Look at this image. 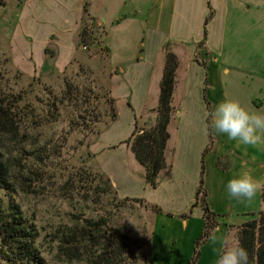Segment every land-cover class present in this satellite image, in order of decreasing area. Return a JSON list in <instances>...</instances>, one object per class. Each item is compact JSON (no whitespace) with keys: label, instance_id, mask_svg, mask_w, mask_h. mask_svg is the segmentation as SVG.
<instances>
[{"label":"crops","instance_id":"crops-1","mask_svg":"<svg viewBox=\"0 0 264 264\" xmlns=\"http://www.w3.org/2000/svg\"><path fill=\"white\" fill-rule=\"evenodd\" d=\"M86 1L94 4V10L90 11L105 26L102 16L114 0H23L11 41L13 47L23 56L32 57L39 67L50 60L57 68L64 69L78 49L76 37ZM208 2L124 0L120 4L123 10L117 7L127 15L142 14L147 22L143 44L147 48L146 56L122 67L115 66L119 71L111 76L116 106L118 100L124 98L129 107L126 126L120 120V112L111 123L116 131L126 130L122 136L133 132L137 120L143 126L155 122L156 112L144 113L143 110L156 53L170 45L179 48L188 58L185 67L182 65L183 89L178 101L185 108L181 117L176 111V119L171 118L177 132L175 137L170 133L166 150L170 166L161 172L159 185L153 187L147 182L145 172L132 168L130 155L133 152L127 144L116 150L106 148L104 152L105 160H110V168L114 171V174L108 172L119 197H141L162 208V211L150 208L153 212L152 261L155 264H188L195 253L196 239L204 229L201 205L195 206L189 217L183 215L189 213L195 202L203 153L210 143L205 93L213 112L215 106L227 98L223 73L228 74L233 69L264 76V39L261 37H264V0H210L214 16L207 26L206 43L199 45L210 10ZM107 36L106 32L105 42ZM49 46L55 48L56 56L49 58L46 53ZM212 133V147L205 155L208 202L213 211L221 214L218 235L226 234L236 245L230 225H241L264 211V202L262 191L251 203L230 199L226 184L240 171L264 181V145L245 146L229 140L226 134L213 130ZM223 155L229 156L226 168L218 164V158ZM219 247L207 239L196 264H215Z\"/></svg>","mask_w":264,"mask_h":264},{"label":"trees","instance_id":"trees-1","mask_svg":"<svg viewBox=\"0 0 264 264\" xmlns=\"http://www.w3.org/2000/svg\"><path fill=\"white\" fill-rule=\"evenodd\" d=\"M7 0H0L6 5ZM209 13L204 23L203 39L199 45L206 43L208 23L214 16L210 0ZM94 27V28H93ZM106 29L98 26L96 19L89 13V1L85 2L84 14L77 33V48L89 43L102 47ZM105 47V46H104ZM49 47L46 48V53ZM1 62V59H0ZM72 63V62H71ZM203 65H206L201 61ZM179 67L177 55L168 51L161 81L159 105L156 108V121L150 126H141L137 120L132 135L126 140L136 159L145 167V178L153 187L160 183L161 172L170 166L166 150L170 139L169 124L174 111L172 104L175 90L176 72ZM34 79V78H33ZM72 79V78H71ZM38 78L29 82L26 88L16 90L14 86L0 89V189L14 191L18 187L25 191L31 186L32 179L38 181L47 173H54L64 159L65 148L70 135L75 129L100 134L101 125H107L118 117L114 98L103 95L95 96L93 88L67 79L62 93L50 90L47 98L38 90ZM208 80L205 82V91ZM109 97V98H108ZM208 108V128L210 143L202 157L201 174L196 191L194 207L201 205L205 220L204 229L196 239L195 253L188 264H196L201 254V246L208 239L211 228L219 224L220 213L213 211L208 202L205 187V155L211 149L213 133L211 125V103L206 97ZM41 105H39V103ZM43 104V105H42ZM112 112L107 118V105ZM42 106V108H41ZM70 109V128L61 135L43 138L42 128L58 121L62 110ZM49 110V111H48ZM46 113V114H44ZM100 125V126H99ZM87 132V133H88ZM229 156L218 158V164L224 168ZM66 169V168H64ZM65 174L80 200L81 207L89 202L108 201L115 207H126L129 203L139 204L162 211L159 205L151 204L141 197H124L118 195L110 177L102 170L83 171L78 169ZM264 202V191H262ZM71 223L59 228L58 248L65 260L80 261L84 264H132L152 261V235L144 230L119 231L111 225L112 214L81 217L75 214ZM235 233L237 244L249 253L250 264H264V211H259L253 218L241 225H230ZM39 230L36 224L24 213L21 206L11 199L0 196V255L8 264H56L50 262L38 246Z\"/></svg>","mask_w":264,"mask_h":264},{"label":"rangeland","instance_id":"rangeland-1","mask_svg":"<svg viewBox=\"0 0 264 264\" xmlns=\"http://www.w3.org/2000/svg\"><path fill=\"white\" fill-rule=\"evenodd\" d=\"M143 1L147 2L148 0ZM22 2L23 0H7L6 5H0V89L6 86H14L16 90L26 88L29 82L38 78L37 82L39 84L36 83V86L39 85L38 90L41 88L42 96L47 98L48 95L45 96V94L49 93L50 90L62 93L66 87V81L69 79L91 86L95 96L108 95L114 98L111 76L113 72L119 71V68L115 66L122 67L127 62L136 61L146 56L147 48L143 44L145 43L147 22L143 17L144 15L132 16L119 12L118 9L123 10L124 6L120 7V4L124 3V0H114L110 3V6L108 5L110 7L108 12H105L102 16L105 19V26L100 19H97L91 13L90 10L95 8L94 4H89L90 15L96 19L98 26L106 29L108 34L106 42L104 40L102 42V47L89 43L86 47L78 48L71 60L72 63L70 62L64 69L57 68L55 62H50V60L45 61L43 67H39L32 57H28L29 55L23 56L13 47L11 42ZM118 12L119 14H117ZM101 13L103 12L101 11ZM261 37L264 39L263 36ZM168 51H172L177 55L180 65L176 72L172 101L173 106L177 104L174 106L172 114V117L174 116V119H176L175 112L178 111L180 113L179 117H181L185 108L181 101L179 103L178 101L182 97L183 89L184 78L182 76L184 70L182 65L184 64L185 67L188 58L182 54L179 48L170 45L157 52L153 58L143 112H156L159 105L161 81ZM56 54L55 48L49 46V52L47 53L49 58L56 56ZM223 79L226 88L225 94L228 99L240 102L250 112L264 114V76L231 69L228 74L223 73ZM38 103L41 105L40 102ZM137 104L135 101L134 105L138 109L139 104L138 106ZM114 105L116 106L115 98ZM106 107L108 109L106 112L107 118H110L112 113L110 105L108 104ZM116 110L118 117L119 112L121 113L120 120L126 126L129 107L124 98L118 100ZM69 119L70 109L62 110V115H60L58 121L47 124L42 128L45 133L42 139L53 135L57 137L68 130L70 128ZM111 123L113 121H110L107 125H99L102 127L100 134L78 128L73 130L68 146L65 148L64 159L67 161L63 160L62 163L58 164L61 168L59 171L47 173L38 181L34 179L28 181L31 182V186H26L25 191H22L20 187L14 191L0 189V196L19 204L23 213L36 224L39 230L38 246L43 255L52 263L84 264L80 261L65 260L58 248L57 235L59 234V228L66 223H71V219L74 218L75 214L83 218L86 216L97 218L101 214L106 215L111 212V225L119 231L134 230L135 232H142L144 230L151 234L153 212L149 207L131 203L126 207H115L110 204L108 196H106L103 202L93 200V202H89L82 208L78 196L73 191L72 184L65 175L70 171L67 169L69 166L75 172L78 169L83 171L102 170L111 179V173L108 171H111L112 174H114V171L110 168V160L104 158L105 149L116 150L118 146L127 144L126 140L133 133L122 136L121 133L123 134L126 130L116 131ZM169 131L175 137L177 126L173 120L169 125ZM120 137H122L121 140H118ZM130 157L132 168L145 172V167L139 163L134 153ZM0 264H8L1 258V255ZM132 264L155 263L144 261Z\"/></svg>","mask_w":264,"mask_h":264},{"label":"clouds","instance_id":"clouds-1","mask_svg":"<svg viewBox=\"0 0 264 264\" xmlns=\"http://www.w3.org/2000/svg\"><path fill=\"white\" fill-rule=\"evenodd\" d=\"M210 127L238 144L252 147L264 145V114L250 112L236 100L225 98L215 106ZM261 191H264V181L246 171H240L226 184L228 197L242 204L251 203ZM218 233H221L219 225L208 233L209 241L220 245L215 264H250L245 248L232 244L226 234Z\"/></svg>","mask_w":264,"mask_h":264}]
</instances>
